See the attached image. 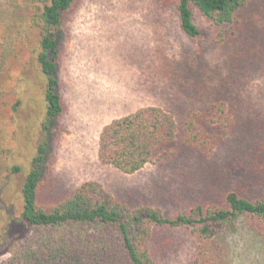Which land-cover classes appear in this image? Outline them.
Here are the masks:
<instances>
[{"label":"rangeland","instance_id":"374dc122","mask_svg":"<svg viewBox=\"0 0 264 264\" xmlns=\"http://www.w3.org/2000/svg\"><path fill=\"white\" fill-rule=\"evenodd\" d=\"M239 18L238 32L217 43L206 19L196 13L201 35L191 38L180 28L174 7L161 0H80L61 34L58 78L66 110L60 118L64 130L53 135L48 156L53 168L49 196L96 180L132 206L171 213L195 201L216 200L233 186V160L243 157L250 143H264V0H250ZM23 58L25 64L4 76L21 95L16 120L8 126L11 161L21 171L0 190V230L21 212L22 185L46 122V77L33 56ZM214 100L225 102L233 128L211 156L183 149L132 174L99 159L101 131L113 119L143 106L162 107L174 115L181 142L185 118ZM239 172L238 179L246 181L240 190L264 192L263 174L253 181ZM231 228L211 244L217 263L264 264V235L242 217ZM197 244L184 228L159 229L152 240L158 264H190ZM8 257L0 251V263Z\"/></svg>","mask_w":264,"mask_h":264},{"label":"trees","instance_id":"16d2710c","mask_svg":"<svg viewBox=\"0 0 264 264\" xmlns=\"http://www.w3.org/2000/svg\"><path fill=\"white\" fill-rule=\"evenodd\" d=\"M161 1L174 7L180 28L191 38L201 35L196 13L202 16L212 26L217 43L238 32L240 11L250 3ZM79 4L80 0H0V77L25 64L23 56L28 53L36 59L47 83L42 142L22 185L21 212L0 230V251L9 254L0 264H158L152 248L158 230L181 228L189 230L198 242L190 264H219L211 244L224 230L232 229L239 218L264 235V192L255 194L238 188L240 182L246 185L238 179L239 171L253 181L263 178L264 143L260 141L250 143L244 156L233 160V186L216 200L195 201L185 210L168 213L157 206H132L96 180L84 181L61 196H49L53 168L48 156L52 138L64 130L60 118L66 110L58 78L61 34ZM18 92L7 78L0 79V190L10 175L21 171L20 165L11 161L14 148L8 128L16 120L21 103ZM232 128L227 105L214 100L185 118L179 142L174 115L156 105L143 106L103 127L98 156L102 163L132 174L183 149L193 150L200 158L209 157ZM15 133L13 130L12 139Z\"/></svg>","mask_w":264,"mask_h":264}]
</instances>
